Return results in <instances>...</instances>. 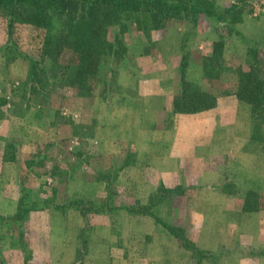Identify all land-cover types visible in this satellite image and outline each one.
Listing matches in <instances>:
<instances>
[{
    "label": "rangeland",
    "instance_id": "1",
    "mask_svg": "<svg viewBox=\"0 0 264 264\" xmlns=\"http://www.w3.org/2000/svg\"><path fill=\"white\" fill-rule=\"evenodd\" d=\"M204 1L195 20L128 23L89 90L67 83L68 52L42 57L58 26H18L6 50L0 21V264H264L260 123L237 70L260 59L264 77V0ZM235 3L241 21L222 20ZM219 40L225 68L207 79ZM31 59L44 92L25 83ZM183 77L199 111L173 113Z\"/></svg>",
    "mask_w": 264,
    "mask_h": 264
},
{
    "label": "trees",
    "instance_id": "2",
    "mask_svg": "<svg viewBox=\"0 0 264 264\" xmlns=\"http://www.w3.org/2000/svg\"><path fill=\"white\" fill-rule=\"evenodd\" d=\"M204 3V0H0V21L6 36L4 48L13 49L10 43L18 26L29 25L35 29L58 26L64 34L61 32L54 41L47 38L42 42V57L56 61L64 51L68 52V64L73 65L74 70L67 83L78 90H89L100 68L124 57L123 35L128 23L151 30L161 27L169 19L195 20L196 15L206 10L203 9ZM242 13L243 7L235 3L222 11L219 17L232 24L241 21ZM108 27L115 28L112 39L105 35ZM223 47L224 42L219 40L214 43L211 53L205 55L203 64L207 79L217 78L224 70L220 57ZM30 62L31 70L25 83L28 86L40 84L41 89L37 92H42L48 84L45 77L49 76L39 77L32 71L36 61L31 59ZM259 63L260 59H254L247 71L238 67L242 82L238 95L249 104L251 117L259 120L260 126L252 131L250 140L258 143L264 153V77L259 73ZM45 71L46 68L41 67L39 73L44 75ZM181 79L173 113L199 111L201 95L198 89L193 86L192 89L187 88L185 77ZM29 89L31 93L36 92L33 86Z\"/></svg>",
    "mask_w": 264,
    "mask_h": 264
},
{
    "label": "crops",
    "instance_id": "3",
    "mask_svg": "<svg viewBox=\"0 0 264 264\" xmlns=\"http://www.w3.org/2000/svg\"><path fill=\"white\" fill-rule=\"evenodd\" d=\"M188 124H189V131H190L189 138L197 140V131H198L197 127L199 126L198 121L196 120V118H194L193 120L189 119ZM188 124L186 126H188ZM167 136H168L167 134H164L163 140H167L166 138ZM168 139L171 140V142H175L173 138H168Z\"/></svg>",
    "mask_w": 264,
    "mask_h": 264
}]
</instances>
